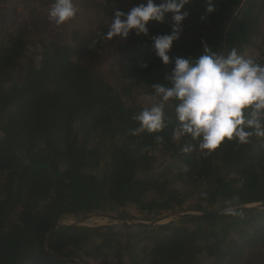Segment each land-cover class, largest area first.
<instances>
[{"label": "trees", "instance_id": "trees-1", "mask_svg": "<svg viewBox=\"0 0 264 264\" xmlns=\"http://www.w3.org/2000/svg\"><path fill=\"white\" fill-rule=\"evenodd\" d=\"M93 1L111 18L114 9L141 2ZM207 3L184 6L188 16L170 57L195 58L206 44L264 64V0H211L212 12ZM170 17L150 21L147 36L131 32L110 42L104 29L79 40L71 34L68 43L41 28L38 55L27 51L25 26L0 27V264H80L69 257L86 264H264V207L185 213L152 225L63 226L45 246L59 221L90 212L152 221L264 202V136L226 138L205 155L190 136L174 138L175 101L165 105L162 131L138 130L133 117L153 102L152 85L169 84L172 64L156 56L151 37L170 31ZM110 44L124 64L115 84L89 62Z\"/></svg>", "mask_w": 264, "mask_h": 264}, {"label": "clouds", "instance_id": "clouds-1", "mask_svg": "<svg viewBox=\"0 0 264 264\" xmlns=\"http://www.w3.org/2000/svg\"><path fill=\"white\" fill-rule=\"evenodd\" d=\"M188 3L189 0H141L127 12L114 9L103 38L126 39L131 32L147 36L150 21L164 23L166 14L171 13L170 31L151 37L156 56L164 65L172 64L165 77L169 84H153V102L133 119L139 122L138 130L158 133L166 126L165 105L175 101L178 129L174 138L190 136L207 155L226 138L247 143L253 135L264 136V64L236 48L227 54L210 52L206 44L203 54L195 58L170 57L173 42L183 30L182 21L188 16L184 8ZM77 11L74 0H52L48 19L61 25L74 18ZM206 11H213L211 0ZM155 139L160 141L162 137L157 135ZM189 150L191 145L182 149ZM224 211L235 214L231 207Z\"/></svg>", "mask_w": 264, "mask_h": 264}, {"label": "rangeland", "instance_id": "rangeland-1", "mask_svg": "<svg viewBox=\"0 0 264 264\" xmlns=\"http://www.w3.org/2000/svg\"><path fill=\"white\" fill-rule=\"evenodd\" d=\"M0 1V27L7 29L9 32H15L20 25L25 26L29 30V36L27 38V51L28 53H34L37 55L40 48L38 45V37L41 36V28L48 31V33L58 34V36L64 38V40L68 43H72L74 40L72 39L71 34L75 33L76 39L78 40L84 35L93 37L99 34L102 29L107 32L108 24L111 22V17L104 13L93 0L92 2L91 0H74V3L78 8L77 14L74 18L61 25H56L55 23L49 21L48 11L51 7V3L48 0ZM117 39L121 38L113 37L111 40ZM89 62L93 64L94 68L97 69L100 75L105 77L111 83L115 84V80L117 78L124 77L119 74V69L123 68L124 64L120 60V55L116 51L113 44H110L109 48L104 49L102 55ZM99 177L101 176L97 174V179L95 180L98 181ZM168 214L169 213L165 215ZM75 218L77 217L71 219ZM172 219L165 220L163 223ZM67 220L69 219H65L64 221ZM109 221L114 223L118 222L107 219H88L80 221L79 224L96 225L106 224Z\"/></svg>", "mask_w": 264, "mask_h": 264}, {"label": "water", "instance_id": "water-1", "mask_svg": "<svg viewBox=\"0 0 264 264\" xmlns=\"http://www.w3.org/2000/svg\"><path fill=\"white\" fill-rule=\"evenodd\" d=\"M239 9V7H238ZM238 9L234 12V15H236V13L238 12ZM233 15V16H234ZM233 19V18H232ZM232 21V20H231ZM224 39L225 36H223V40L221 42V46H220V51L222 50L223 46H224ZM233 208V209H237V208H263L264 207V202H253V203H248V204H233L230 206H226L224 208H216L212 211H208L206 213H200V212H195V211H190V212H175V213H169L168 215H164L161 216L159 218H156L152 221H146V220H141V219H132V218H125V217H119L115 214L109 213V212H104V211H95V212H90V213H86L83 214L75 219H69L67 221H59L54 227H52L47 233H46V247L48 244V240L51 234H53L58 228L63 227V226H71V225H76L79 224L80 221L82 220H88V219H107V220H113V221H118V222H126V223H133V224H137V223H145V224H156V223H163V221L168 220V219H172V218H176L179 217L185 213H191V214H197V215H203V214H209V213H213V212H217V211H223L226 208ZM68 259H70L71 261L74 262H78L80 264H86L85 262H82L81 260H78L77 258L74 257H69Z\"/></svg>", "mask_w": 264, "mask_h": 264}]
</instances>
